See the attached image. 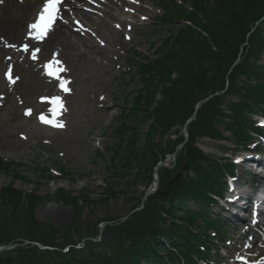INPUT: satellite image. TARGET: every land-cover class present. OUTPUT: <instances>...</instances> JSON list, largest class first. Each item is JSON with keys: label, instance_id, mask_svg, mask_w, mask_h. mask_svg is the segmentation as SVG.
<instances>
[{"label": "trees", "instance_id": "16d2710c", "mask_svg": "<svg viewBox=\"0 0 264 264\" xmlns=\"http://www.w3.org/2000/svg\"><path fill=\"white\" fill-rule=\"evenodd\" d=\"M159 4L157 23L169 35L153 59L139 61L141 88L133 109L122 114L123 120L132 118L136 124L123 122L115 130L118 142L106 150V164L114 176L148 185L157 164L184 143L170 167L157 169L161 194L148 196L140 210L145 193L133 198V213L125 221L104 217L87 227L73 221L53 228L33 215L39 203L53 199L51 194L4 186L0 247L12 248L0 253V264H200L226 235L220 220L207 216L208 208L215 196L222 197L226 175L234 173L228 153L247 149L261 133L253 116L264 115V0ZM136 59L132 56V62ZM194 113L185 136L183 127ZM204 140L211 144L205 147ZM18 166L0 158V173L28 181L14 172ZM55 169L66 175L59 165ZM41 172L44 178L51 173L46 168ZM69 193L60 189L54 196L78 214L124 191L106 185L96 200L86 189L75 196ZM103 222H108L103 229L108 239L102 234L98 240Z\"/></svg>", "mask_w": 264, "mask_h": 264}, {"label": "rangeland", "instance_id": "374dc122", "mask_svg": "<svg viewBox=\"0 0 264 264\" xmlns=\"http://www.w3.org/2000/svg\"><path fill=\"white\" fill-rule=\"evenodd\" d=\"M88 1L83 0V6L78 5V9L91 11L85 22L87 32L73 27L70 8L67 4L63 7L69 13L63 22L77 36L74 40L76 52L57 47L50 55L35 62L23 61L7 53L0 56V158L19 164L14 172L28 180L0 173V188L12 185L26 194L34 190L40 196L51 194L53 199L39 203L33 215L38 222L48 223L53 228L66 227L73 221L79 227H87L101 222L104 217H129L135 205L133 198L154 187L153 181L148 185L145 181L132 184L131 179L114 176L107 167L109 153L105 150L118 142L115 130L121 123L136 124L132 118L123 120L122 114L133 109L136 91L141 88L137 85L139 61L145 57L153 59L169 35L166 29L153 23L159 18L157 4L162 0H101L106 6L99 9L86 7ZM38 11L32 14L30 24ZM77 55L79 57L73 63ZM133 55L137 57L134 62ZM53 60L59 62L58 68L64 69L61 72L70 90L68 94H60L56 83L44 78L45 65ZM260 64L264 65V54ZM9 66L15 83H9L6 78ZM37 69H41L40 77L34 76ZM54 96H60L64 108L62 115L60 109L49 115L50 104L41 102L46 100L42 98ZM26 110H31L29 115L25 114ZM39 113L53 123L42 122L37 117ZM57 123H62L63 127L53 126ZM223 134L229 137L228 133ZM210 144L204 140L205 147ZM58 165L66 175L56 172ZM163 166L170 167V163ZM44 168L54 174H46L44 178L40 173ZM236 172L230 187L246 183L241 169ZM106 185L113 190L122 189L124 194L98 201L78 214L71 205L63 204L54 196L60 189L72 196L86 189L90 198L96 200L101 198ZM208 215L211 218L218 216L226 226L231 224L229 240L216 252L219 256L214 258L215 261L211 259L215 264H232L237 257L244 258L250 247L264 249V240L250 245L249 228L245 227V230L237 222L233 223L228 211L212 207Z\"/></svg>", "mask_w": 264, "mask_h": 264}, {"label": "bare ground", "instance_id": "6f19581e", "mask_svg": "<svg viewBox=\"0 0 264 264\" xmlns=\"http://www.w3.org/2000/svg\"><path fill=\"white\" fill-rule=\"evenodd\" d=\"M42 2L43 0H0V56L7 53L16 55L18 59L23 61L35 62L38 58L50 55L57 47L73 49V51L76 52L74 40L77 36L73 34L63 22H56L42 40L29 37L28 25L31 22V16L39 9ZM67 2L69 4H67V7L73 9L71 11V15L74 17L72 22L75 21L81 29L86 30L87 25L85 22H88V14L91 12L79 10L75 3L68 0ZM86 6L92 8L89 3H86ZM60 10H62V8H60ZM63 14L66 17L69 16L68 13ZM34 21L35 20H33L32 23ZM23 45H28V52L22 50ZM33 49H39V51L36 52V59H32ZM78 57V55L74 56L73 63L77 61ZM52 67L54 71L57 69L54 64ZM40 70L37 69L35 75L34 73L33 75L35 77H40ZM44 78L49 79V75H45ZM263 257L264 249L261 250L250 247L244 258L247 264H258L259 261L264 260ZM232 264H241V261L236 259Z\"/></svg>", "mask_w": 264, "mask_h": 264}, {"label": "snow or ice", "instance_id": "6c2138e0", "mask_svg": "<svg viewBox=\"0 0 264 264\" xmlns=\"http://www.w3.org/2000/svg\"><path fill=\"white\" fill-rule=\"evenodd\" d=\"M60 5L61 0H44L43 7L38 13L35 21L28 25V35L29 37L36 39V40H42L45 38L51 27L54 25L55 21L58 18L59 12H60ZM22 50L24 52H28V45H23ZM39 49H33L32 50V59H36V52H38ZM58 61H51L49 64L45 65V70L49 76H57L58 71H63L62 68H57L55 71L53 70L52 65L58 64ZM6 78L8 79L9 83H15V80L12 77L11 74V66H9V70L7 73H5ZM58 78V76H57ZM65 82L61 81L60 87L63 91L68 92L70 91L68 88L64 86ZM47 99L48 102L53 105L52 112L55 114L58 109L63 108L62 101L60 97H52V98H42ZM31 110H26L25 114L29 115ZM39 119L44 123L52 124L53 122L50 119H47L44 115H41ZM53 126L57 127H63L62 123L54 124ZM241 264H247V261L243 257H237ZM258 264H264V260H261L258 262Z\"/></svg>", "mask_w": 264, "mask_h": 264}, {"label": "water", "instance_id": "95a60500", "mask_svg": "<svg viewBox=\"0 0 264 264\" xmlns=\"http://www.w3.org/2000/svg\"><path fill=\"white\" fill-rule=\"evenodd\" d=\"M208 99H209V98H206L204 101H207ZM200 104H201V102H199L197 106H200ZM194 118H195V113H194L193 116L190 118V120L185 124V126H184V130H186V125H187L188 123H190ZM183 145H184V143L181 144V145L177 148L176 151H178L179 149H181ZM176 151H175V153H174L173 155L170 156L171 159H174V158H175ZM165 162H166V160L164 161V163H165ZM161 165H162V163L159 164V165L155 168V174H156L157 168H158L159 166H161ZM185 170H186V167L183 168V171H184V172H185ZM180 176H181V172L176 176L175 180H178V179L180 178ZM157 189H158V180H157V175H155V180H154V187H153V190L148 191V192H145V194H144V196H143V199H142V202H141V203H143V202L146 200V198H147L151 193H153L155 190H157ZM159 194H160V193H159ZM141 206H142V205H141ZM140 208H141V207H140ZM140 208H139V209H140ZM139 209H138V210H139ZM127 217H128V215L125 216L122 220H123V221L126 220ZM107 224H108V222H104V223H102L101 228H100V230H99V233H100V234L102 233V230H103L104 226H106ZM103 237H104V239H108V234H107V233H104ZM35 245H37L40 249H45V247H43V246H41V245H39V244H36V243H35ZM9 248H10V246L0 247V253L3 252V251H5V250H7V249H9Z\"/></svg>", "mask_w": 264, "mask_h": 264}]
</instances>
